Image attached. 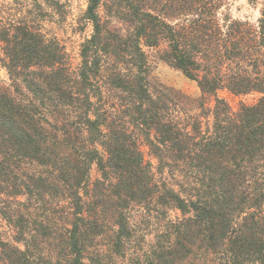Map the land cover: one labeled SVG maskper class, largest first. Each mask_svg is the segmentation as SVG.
Wrapping results in <instances>:
<instances>
[{
	"label": "trees",
	"instance_id": "16d2710c",
	"mask_svg": "<svg viewBox=\"0 0 264 264\" xmlns=\"http://www.w3.org/2000/svg\"><path fill=\"white\" fill-rule=\"evenodd\" d=\"M224 7L87 0L74 73L36 21L0 25V264H264V13Z\"/></svg>",
	"mask_w": 264,
	"mask_h": 264
},
{
	"label": "rangeland",
	"instance_id": "374dc122",
	"mask_svg": "<svg viewBox=\"0 0 264 264\" xmlns=\"http://www.w3.org/2000/svg\"><path fill=\"white\" fill-rule=\"evenodd\" d=\"M57 1H59L60 8L50 5V3L40 2L41 8L37 10L32 0H0V25L15 22L22 17L36 21L41 33L47 39H54L63 47L68 69L74 73L80 65V46L92 33L91 24L83 19L87 0ZM262 12L264 13V0H226V7L221 9V13H228L234 20L248 21L254 24L261 18ZM148 60L151 62L152 78L156 84L191 99L200 96L196 84L185 78L180 71L159 60L155 51L149 53ZM8 85L7 73L0 64V88ZM220 96L233 109H236L239 102L252 104L258 98L257 94L233 97L227 93H221ZM141 151L145 160L154 164L153 157L148 154L144 146L141 147ZM93 175H95L94 172ZM4 231L7 233V228L0 219V232Z\"/></svg>",
	"mask_w": 264,
	"mask_h": 264
}]
</instances>
